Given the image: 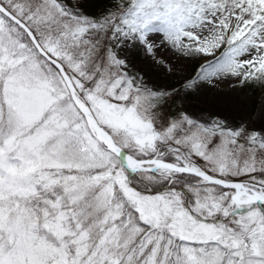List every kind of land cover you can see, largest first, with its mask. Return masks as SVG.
<instances>
[{
  "label": "snow or ice",
  "instance_id": "6c2138e0",
  "mask_svg": "<svg viewBox=\"0 0 264 264\" xmlns=\"http://www.w3.org/2000/svg\"><path fill=\"white\" fill-rule=\"evenodd\" d=\"M0 264H264V0H0Z\"/></svg>",
  "mask_w": 264,
  "mask_h": 264
},
{
  "label": "rangeland",
  "instance_id": "374dc122",
  "mask_svg": "<svg viewBox=\"0 0 264 264\" xmlns=\"http://www.w3.org/2000/svg\"><path fill=\"white\" fill-rule=\"evenodd\" d=\"M92 0H85V5ZM144 58L141 56L140 61ZM137 61V68L145 71L146 76L156 83L175 84L179 74L170 76L166 68L153 65L151 61L143 64ZM197 68V62L192 61L188 64V74H194ZM262 100V94L259 89H244L233 93L230 89L217 90L216 93L208 94L207 103L204 105L205 111H211L216 115L224 116L229 120L239 122L248 119L251 116L255 118Z\"/></svg>",
  "mask_w": 264,
  "mask_h": 264
},
{
  "label": "trees",
  "instance_id": "16d2710c",
  "mask_svg": "<svg viewBox=\"0 0 264 264\" xmlns=\"http://www.w3.org/2000/svg\"><path fill=\"white\" fill-rule=\"evenodd\" d=\"M108 3V0H92L91 2H88L86 6V10L88 14L94 15L98 14L102 7Z\"/></svg>",
  "mask_w": 264,
  "mask_h": 264
}]
</instances>
